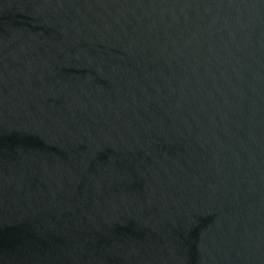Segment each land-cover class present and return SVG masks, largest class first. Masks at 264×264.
Returning a JSON list of instances; mask_svg holds the SVG:
<instances>
[{
  "label": "water",
  "instance_id": "water-1",
  "mask_svg": "<svg viewBox=\"0 0 264 264\" xmlns=\"http://www.w3.org/2000/svg\"><path fill=\"white\" fill-rule=\"evenodd\" d=\"M0 264H264V0H0Z\"/></svg>",
  "mask_w": 264,
  "mask_h": 264
}]
</instances>
